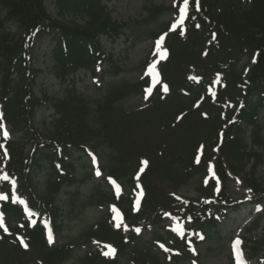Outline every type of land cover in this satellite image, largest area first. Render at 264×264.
<instances>
[{
  "label": "trees",
  "instance_id": "1",
  "mask_svg": "<svg viewBox=\"0 0 264 264\" xmlns=\"http://www.w3.org/2000/svg\"><path fill=\"white\" fill-rule=\"evenodd\" d=\"M53 3L58 18L48 14L43 0H0V124L11 128L7 139L0 136V174L7 177L0 187L5 197L0 199V264L188 261L191 247L208 243L227 208L234 206L224 193L229 177L242 175L251 202L264 203V185L255 176L264 160V0H190L181 26L173 30L167 22L150 34H165L166 56L157 68L158 84L135 111L126 110L125 101L143 94L148 78L106 83L104 95L95 100L72 86L60 96L37 97L30 42L52 35L49 69L62 84L80 69L97 74L103 63L106 73L116 75L122 69L111 54L105 56L98 37L129 30L132 39L140 41L139 25L156 22L170 7L145 6L141 23L133 24L114 21L102 0ZM69 16L73 19L65 21ZM79 17L83 24L76 23ZM40 105H50L53 111L52 131L46 135L33 126ZM14 133L19 134L16 141L9 137ZM86 147L104 156L101 183L90 182L91 173L84 174L72 159L70 149L84 155ZM209 164L221 182L216 196L215 181L204 178ZM106 177L119 183L120 195H114ZM9 180L16 181L32 210L45 215L55 235L63 231L65 211L79 215L97 206L105 208V214L74 237L48 244L42 217L32 223L23 219L19 202L11 198ZM189 182L196 186V199L177 193ZM138 192L142 195L134 210ZM109 204L119 210L127 232L115 226ZM165 213L178 217L183 226L189 223L192 232L177 236L166 230ZM134 227L152 229L150 243H141ZM93 241L110 244L114 254L108 257L100 249L76 254ZM263 249L261 235L249 239L245 252L252 258Z\"/></svg>",
  "mask_w": 264,
  "mask_h": 264
},
{
  "label": "rangeland",
  "instance_id": "2",
  "mask_svg": "<svg viewBox=\"0 0 264 264\" xmlns=\"http://www.w3.org/2000/svg\"><path fill=\"white\" fill-rule=\"evenodd\" d=\"M189 1V0H188ZM45 8L51 17H57L58 13L54 6V0H43ZM107 9L111 13V18L119 23H141L142 17L145 15V6H165L170 7L166 13L159 16L156 22L145 23L139 25L137 29L138 35L142 37L140 41H134L130 36V31L125 30L124 34L112 37L110 35H100L98 41L105 56L111 54L116 64L122 69L118 74L112 75L106 73L108 66L106 63L100 64V70L97 74L92 75L90 71L77 70L69 77V82L62 84L50 72L49 66V52L52 47V35L46 34L42 37H34L30 42L31 50V64L36 69V77L33 85V93L40 97L43 93L47 96L55 97L64 93L66 88L72 86L76 92L88 98L89 100L99 99L104 95V86L106 83L115 81H125L128 83H135L145 77L150 80V88L144 93L131 97L125 101L126 110L135 111L142 108L146 104V100L153 92V88L157 85L158 77L156 73L157 63L162 59L160 56L165 53L163 46H160L159 51L156 49V42L154 36L150 35L161 30L164 23L172 22L176 25L180 19V9L184 6V0H102ZM179 4L178 13L174 8ZM4 14V10L0 8V15ZM73 17L65 18V21H71ZM76 23L83 24L82 17L75 18ZM148 24V25H146ZM11 32L16 31L13 25L9 26ZM247 59L244 58L245 62ZM155 63L154 72H150L151 65ZM145 67V70L143 68ZM264 115V107L262 109ZM53 114L50 105H40L34 110L33 126L40 134L46 135L51 128V116ZM9 125H3L0 128V134L4 131H9ZM11 140H18L19 134H11ZM30 147L27 146L26 149ZM72 159L76 162L79 168L83 170L84 174L91 173L89 181L93 184L99 183L102 180V175L97 176L92 174L96 170V165H104V156L98 152L96 154L88 153L81 155L74 149H70ZM97 172V171H96ZM209 171V175H210ZM255 176L260 179L264 185V160L255 172ZM242 175L229 177L225 182L224 193L230 200V203L236 206H229L226 214L217 226V232L210 236L209 242L202 244L193 252L190 260L182 264H231L229 257L233 259L236 252L233 249V242L237 239L241 241L239 248H246L249 245V239L257 238L264 235V203L258 205L250 204V190L242 183ZM36 181H40L41 177H36ZM90 182H87L90 184ZM16 184H12L15 188ZM115 189L116 187L113 186ZM195 184L189 182L182 186L177 193L185 198H197L198 194ZM69 190V188H65ZM85 188H82L84 190ZM105 214V208L93 206L86 208L81 214L74 215L65 211L63 215L67 217L64 221L63 231L54 240L59 242L66 241L70 237H74L81 230L95 224L102 215ZM258 223V224H257ZM162 225L166 230L173 229L176 233H181L176 219L170 216H164ZM257 225V230L251 235L247 231L253 226ZM120 227L127 231L125 224H120ZM189 227V225H187ZM153 230H140L137 235L140 237L141 243H150ZM52 240V242H54ZM49 241V239H48ZM51 242V243H52ZM207 245V246H206ZM107 248L108 246L98 245L96 242L81 245L76 251L77 255H82L91 248ZM209 247V248H208ZM110 256V255H109ZM233 262V261H232ZM238 264L239 262L236 261ZM233 262V264H236ZM64 264H75L72 260ZM162 264H169L163 263ZM246 264H264V249L255 257L247 259Z\"/></svg>",
  "mask_w": 264,
  "mask_h": 264
},
{
  "label": "snow or ice",
  "instance_id": "3",
  "mask_svg": "<svg viewBox=\"0 0 264 264\" xmlns=\"http://www.w3.org/2000/svg\"><path fill=\"white\" fill-rule=\"evenodd\" d=\"M187 6H188V0H184V6L180 9V19H179V21H178V23H180V24H182L183 21H184V19H185ZM172 28H173V30H175L176 25L174 24V25L172 26ZM163 40H164V37L162 36V37H160V39L156 42V49H157V51H159L160 46H161V44L163 43ZM165 55H166V53H162L161 56H160V59H163V58L165 57ZM155 67H156V65H155V63H153V64L151 65L149 71H150V72H154ZM164 91H167V88H166V87L164 88ZM2 127H3V125L0 124V128H2ZM3 137H4V139H7V138H8V133H7V131H4V132H3ZM6 155H7V154H6ZM96 175L99 176V175H100V172L97 171ZM4 179H7V177H4ZM141 195H142V193H141ZM0 199H4V198H3V197H0ZM138 204H139V200H137V205H138ZM0 227H3V222H2V220H0ZM117 227H120V225L117 224ZM137 231H139V230H137ZM201 239H203V237H201ZM49 242H50V243L52 242L51 234H49ZM21 243L23 244L24 242L21 241ZM240 244H241V241H240L239 239H237V240H235V241L233 242V249H234V252L237 253V255H239V246H240ZM25 247H26V245H25ZM105 254H106V255H108V254H114V250H111V249H110L109 252H108V253H105Z\"/></svg>",
  "mask_w": 264,
  "mask_h": 264
}]
</instances>
